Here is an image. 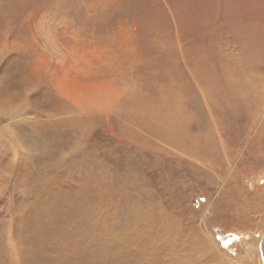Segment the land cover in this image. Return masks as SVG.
<instances>
[{"label": "rangeland", "instance_id": "374dc122", "mask_svg": "<svg viewBox=\"0 0 264 264\" xmlns=\"http://www.w3.org/2000/svg\"><path fill=\"white\" fill-rule=\"evenodd\" d=\"M179 263L264 264V0H0V264Z\"/></svg>", "mask_w": 264, "mask_h": 264}, {"label": "bare ground", "instance_id": "6f19581e", "mask_svg": "<svg viewBox=\"0 0 264 264\" xmlns=\"http://www.w3.org/2000/svg\"><path fill=\"white\" fill-rule=\"evenodd\" d=\"M69 85V84H68ZM62 95V94H61ZM58 96V95H57ZM72 103V102H71ZM94 224V223H93ZM136 241V240H135ZM133 244L135 243V242H132ZM146 244V243H145ZM123 245V244H122ZM143 245V244H142ZM146 246V245H145ZM143 249V248H142ZM137 251V250H136ZM96 252V251H95ZM172 253H170V255H171ZM153 255V254H152ZM177 257V256H176ZM173 258V257H172ZM178 258H181V257H178ZM182 259V258H181ZM105 260V259H104ZM173 261H174V259H173ZM72 262V261H71ZM170 262V261H169ZM176 262V261H175ZM174 263V262H173ZM177 263V262H176ZM180 264V263H179Z\"/></svg>", "mask_w": 264, "mask_h": 264}]
</instances>
